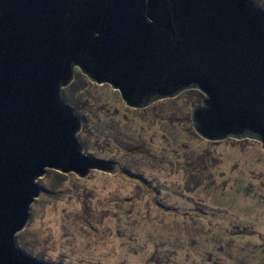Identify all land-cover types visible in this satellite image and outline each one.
<instances>
[{"label":"water","instance_id":"obj_1","mask_svg":"<svg viewBox=\"0 0 264 264\" xmlns=\"http://www.w3.org/2000/svg\"><path fill=\"white\" fill-rule=\"evenodd\" d=\"M76 68L145 109L197 89L209 142L264 150V9L254 0H0V264H47L17 248L47 170L86 178L119 166L84 152L63 99Z\"/></svg>","mask_w":264,"mask_h":264},{"label":"rangeland","instance_id":"obj_2","mask_svg":"<svg viewBox=\"0 0 264 264\" xmlns=\"http://www.w3.org/2000/svg\"><path fill=\"white\" fill-rule=\"evenodd\" d=\"M64 89L84 152L119 171L47 170L17 233L20 251L47 264H264L259 141L201 138L191 120L204 98L197 89L134 109L78 68Z\"/></svg>","mask_w":264,"mask_h":264},{"label":"trees","instance_id":"obj_3","mask_svg":"<svg viewBox=\"0 0 264 264\" xmlns=\"http://www.w3.org/2000/svg\"><path fill=\"white\" fill-rule=\"evenodd\" d=\"M64 93H65V96H66V93H67V90H66V89H64ZM66 97H67V96H66ZM69 101H70V100H69ZM71 102H72V101H71ZM71 102H70V103H71ZM71 105L74 106L73 103H71Z\"/></svg>","mask_w":264,"mask_h":264}]
</instances>
